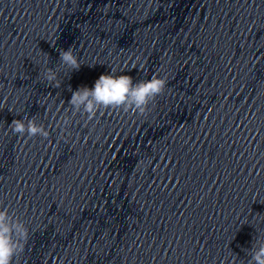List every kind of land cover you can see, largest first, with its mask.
<instances>
[{
  "label": "water",
  "instance_id": "1",
  "mask_svg": "<svg viewBox=\"0 0 264 264\" xmlns=\"http://www.w3.org/2000/svg\"><path fill=\"white\" fill-rule=\"evenodd\" d=\"M14 215L13 264H247L264 237V0H103ZM167 81L144 115L68 102ZM67 121V124L64 121Z\"/></svg>",
  "mask_w": 264,
  "mask_h": 264
},
{
  "label": "clouds",
  "instance_id": "2",
  "mask_svg": "<svg viewBox=\"0 0 264 264\" xmlns=\"http://www.w3.org/2000/svg\"><path fill=\"white\" fill-rule=\"evenodd\" d=\"M59 61L72 71H78L81 67L71 48L59 52ZM42 76L54 87L60 86L56 68L45 67ZM166 84L164 78L156 75L134 83L129 75L101 74L93 87L80 86L73 91L68 104L73 114L86 115L89 120L94 119L101 109L109 108H120L126 112L144 115L155 98L164 92ZM64 123L67 124V121ZM9 127L13 135L21 137L49 136L43 125L27 116L14 119ZM29 239L30 232L26 223L18 216L10 214L8 208L0 210V264H13L14 259L23 254ZM247 255L250 257L247 264H264V237L255 238L252 247L247 250Z\"/></svg>",
  "mask_w": 264,
  "mask_h": 264
}]
</instances>
